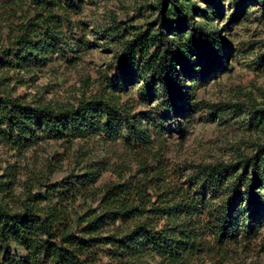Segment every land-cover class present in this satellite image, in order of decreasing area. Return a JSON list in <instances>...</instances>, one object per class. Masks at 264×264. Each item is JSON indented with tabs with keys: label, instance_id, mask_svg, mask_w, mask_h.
I'll return each mask as SVG.
<instances>
[{
	"label": "trees",
	"instance_id": "1",
	"mask_svg": "<svg viewBox=\"0 0 264 264\" xmlns=\"http://www.w3.org/2000/svg\"><path fill=\"white\" fill-rule=\"evenodd\" d=\"M6 1L14 9L28 2ZM172 1L175 10L166 12L169 0H159L168 19L158 29L126 41L105 94L52 104L15 96L12 83L19 79L8 73L31 72L73 50L62 24L64 1L31 0L35 14L16 24L6 58H0L7 71L0 73V145L22 154L47 138L70 143L125 137L140 152L138 169L120 165L117 179L102 186L96 184L109 169L107 160H82L62 180L41 182L39 190L26 181L21 192L19 165L8 163L0 174V264H226L240 237L251 239L264 226V148L240 167L188 163L187 174L178 176L183 169L169 170L163 151L155 149L164 144L165 130L174 128L165 129L157 116L147 115L143 123L109 95L140 77L147 81L141 94L159 97L169 112L164 121L172 124L176 115L189 118L191 85L226 67L228 41L210 26L215 11ZM196 12L204 21L193 17Z\"/></svg>",
	"mask_w": 264,
	"mask_h": 264
},
{
	"label": "rangeland",
	"instance_id": "2",
	"mask_svg": "<svg viewBox=\"0 0 264 264\" xmlns=\"http://www.w3.org/2000/svg\"><path fill=\"white\" fill-rule=\"evenodd\" d=\"M63 1L67 8L66 12H60L66 18L63 29L73 41V50L67 57L55 55L47 65L31 72L8 71L19 79L12 83L15 96H27L33 102L42 97L52 104H76L83 98L105 94L107 79L116 76L112 66L126 41L134 33L158 29L161 20L168 19L164 14L175 10L172 0L164 13L159 0ZM190 3L196 4L200 11H215L210 26H216L227 39L228 57L225 68L214 70L193 85L188 82L194 92L190 105L186 106L190 109L189 118L176 115L174 123H166L168 108L157 96L145 99L141 93L147 81L140 77L126 91L109 94L116 104L143 123L147 115L157 116L165 123V129L174 128L172 132L164 129L165 142L155 149L163 151L169 170L183 169L178 176L187 174L188 163L223 162L240 167L243 160L264 148V0H190ZM19 4L14 9L8 1L0 0L1 59L6 58L3 51L11 46L16 24L36 12L31 0ZM219 9L221 13H217ZM192 14L197 21H204L198 16L201 12ZM169 34L176 44L182 40L176 31ZM191 58L196 61L195 56ZM199 67L200 63L195 64L194 69ZM6 72L0 68L1 74ZM128 142L125 137L95 142L77 139L70 143L47 138L22 154H14L0 145V174L8 163L16 162L17 191L24 190L26 181L35 183V190H39V183L62 180L82 160H107L109 169H104L96 184L102 186L117 179L120 165L138 169L140 149L132 148ZM185 179L186 176L180 178ZM240 239L226 264H264V226L251 239Z\"/></svg>",
	"mask_w": 264,
	"mask_h": 264
}]
</instances>
